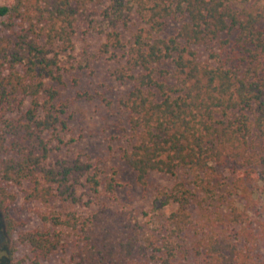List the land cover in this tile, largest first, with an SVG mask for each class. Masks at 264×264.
<instances>
[{
  "label": "trees",
  "instance_id": "trees-1",
  "mask_svg": "<svg viewBox=\"0 0 264 264\" xmlns=\"http://www.w3.org/2000/svg\"><path fill=\"white\" fill-rule=\"evenodd\" d=\"M101 5H106L103 21L112 29L101 55L123 51L117 78L133 83L119 100L131 139L121 160L144 190L152 174L174 177L186 171L191 177L155 196L154 209L177 206L168 218L171 233L161 240L150 234L142 242L138 224L123 223L120 214L115 223L104 211L85 215L65 209L82 206L78 187L97 194L102 181L96 166L67 154L75 140L66 138V106L51 83L61 81V57L72 51L77 17ZM132 13L144 26L126 47L115 27L126 25ZM172 19L181 21L176 34L158 36ZM263 20L260 0L240 11L230 0H13L0 6V215L5 233L10 236L15 228L8 212L15 198L11 187L27 184V201L65 206L40 214L50 229L19 234L33 256L31 264L68 251L67 264H264L213 232L195 236V230L193 235L190 210L200 194L198 207L212 200L215 168L228 161L242 167L239 180L261 181L264 187ZM222 34L233 40L220 39ZM213 41H219L221 54H211L213 62L199 59L193 47ZM118 187L111 179L104 190L112 193ZM228 215L237 236L254 244L248 214L230 206Z\"/></svg>",
  "mask_w": 264,
  "mask_h": 264
},
{
  "label": "rangeland",
  "instance_id": "rangeland-1",
  "mask_svg": "<svg viewBox=\"0 0 264 264\" xmlns=\"http://www.w3.org/2000/svg\"><path fill=\"white\" fill-rule=\"evenodd\" d=\"M253 1L230 0V5L234 10L240 11ZM12 2L13 0H0V6L10 5ZM260 4L264 6V0H260ZM105 7L106 5L90 6L77 17L72 51L61 57L64 68L61 81L51 83L58 92V102L66 106V138L75 140L68 147L67 154L80 155L99 169L102 181L100 191L93 194L87 187H78L77 194L82 198V206L70 208L59 201L48 205L27 201V184L11 187L9 190L15 198L8 205V212L15 222V228L7 236L0 215V264H31L33 256L29 248L19 242V234L50 229L49 224L41 221L40 214L62 210L64 207L85 215L104 211L105 214L113 216L115 223L120 222V214L125 218L123 223L138 224V234L142 242L150 234L161 240L171 233L172 224L168 218L177 206L171 204L157 210L153 207V201L158 191L168 190L181 181L188 183L191 177L186 171H180L174 177L152 174L148 178V187L144 190L136 184L134 173L121 160V151L129 146L131 139L127 113L119 105V100L132 90L133 83L117 78V70L125 63L123 51L112 50L107 55H101V46L106 41L105 34L112 31L103 21L102 12ZM180 25L179 20H169L158 36H174ZM143 26L142 20L132 13L127 24L117 25L115 31L120 34L121 42L128 47L137 29ZM260 27L264 28V20ZM225 38L233 40L230 35L220 36V39ZM219 45V41H213L208 45L193 47V50L199 59L209 60L211 54H221ZM229 48L230 45L225 50ZM210 61L213 62L211 59ZM241 169L235 161H228L215 168L217 178L212 200L198 207L196 202L201 198L200 194L190 208L194 227L191 233L195 234L196 230L195 236H201L213 232L228 242L235 243L238 248L249 250L255 262L259 263L264 261V187L261 181L239 180ZM111 179L119 187L109 193L104 188ZM230 206H236L248 214L251 228L257 237L254 244L237 236L238 227L228 221ZM69 256L70 251L65 254L58 253L40 264H67ZM176 264L198 262L189 260Z\"/></svg>",
  "mask_w": 264,
  "mask_h": 264
}]
</instances>
